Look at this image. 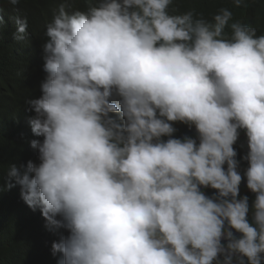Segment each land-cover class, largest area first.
Here are the masks:
<instances>
[{"label":"clouds","instance_id":"clouds-1","mask_svg":"<svg viewBox=\"0 0 264 264\" xmlns=\"http://www.w3.org/2000/svg\"><path fill=\"white\" fill-rule=\"evenodd\" d=\"M222 3L0 0L3 93L44 78L0 119L3 264H264V31Z\"/></svg>","mask_w":264,"mask_h":264},{"label":"trees","instance_id":"trees-1","mask_svg":"<svg viewBox=\"0 0 264 264\" xmlns=\"http://www.w3.org/2000/svg\"><path fill=\"white\" fill-rule=\"evenodd\" d=\"M66 0H22V3L24 6L29 10H37L40 15V23H44L46 19L49 17L50 12L57 9L58 6H60L62 3L64 4ZM81 3L83 1L86 3V0H78ZM181 0H173V5L177 6L180 3ZM213 0H189V5L191 8L204 11L205 8L212 2ZM221 8H227V5L230 4L231 8H234V11L238 14L246 13L245 19L250 21V13L251 10L254 12L255 16L258 17V27L264 31V0H245V4L242 7L236 8L232 4V0H222ZM239 9L240 12L237 10ZM241 15V14H240ZM9 16V11H6L5 17ZM45 28V27H44ZM43 30V26L40 28ZM6 48H5V39L2 38L0 35V101L3 102V106L0 108V119L3 117H12L15 115H26L29 114L32 117L34 116V113L30 110L29 106L26 104L27 99L31 98H38L41 95L40 92V84L43 81L44 78L38 77L36 75H33L31 78H29L26 81H16L12 88V101L9 100L5 94L3 93L5 80H6V74H5V68H6ZM37 78V79H36ZM178 131L174 134L175 136L179 137L184 134L195 136V130L189 129L187 125H184L182 123L176 122L174 125ZM166 139V138H165ZM234 147L237 150V159L240 160V171L243 175V170L247 167V162L244 160H241V156H243L247 151L246 146V136L244 134V131L241 130L240 132V138L237 141V143L234 145ZM205 194L212 195V193L215 191L214 189H202ZM240 193L241 195H248L249 197V203L251 205L252 200H254L255 194L251 193L247 187H246V181H242L240 185ZM26 261H30L29 258L26 259ZM4 263V259L0 258V264Z\"/></svg>","mask_w":264,"mask_h":264},{"label":"bare ground","instance_id":"bare-ground-1","mask_svg":"<svg viewBox=\"0 0 264 264\" xmlns=\"http://www.w3.org/2000/svg\"><path fill=\"white\" fill-rule=\"evenodd\" d=\"M28 34V33H27ZM31 36V35H30Z\"/></svg>","mask_w":264,"mask_h":264}]
</instances>
